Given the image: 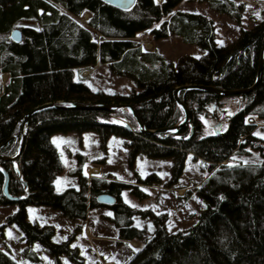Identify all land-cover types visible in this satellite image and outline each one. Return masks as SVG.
Returning <instances> with one entry per match:
<instances>
[{
	"label": "trees",
	"instance_id": "1",
	"mask_svg": "<svg viewBox=\"0 0 264 264\" xmlns=\"http://www.w3.org/2000/svg\"><path fill=\"white\" fill-rule=\"evenodd\" d=\"M179 1L134 0L119 7L105 0H0V153L17 152L24 114L47 102L132 104L146 128L155 130L142 131L133 114L121 109L59 106L30 115L20 156L0 158V203H20L9 220L18 223L26 249L36 257L32 244L40 241L55 255L67 252L84 262L78 245L53 239V224L28 218V203L48 204L69 219H83L89 208L103 205L98 195L109 192L116 197L109 206L120 238H146L125 264H264V138L255 133L257 123L264 121V63L256 87L236 94L243 103L228 115L226 128L205 133L203 119L210 114V105L222 106L226 96L182 89L179 95L190 109L189 119L177 130H158L184 115L175 97L177 86L200 83L232 89L255 82L264 18L242 28L229 43L219 44L214 20L201 12L173 10ZM206 1L237 21L246 7L245 0ZM16 28L21 31L19 40L11 35ZM143 31L154 38L179 34L207 53L184 54L174 63L158 49L145 48L137 38ZM98 59L113 72L132 77L140 88L110 92L77 77V70H88ZM126 122L131 128L124 126ZM71 130L79 134L96 130L103 145L113 134L124 135L130 160L144 155L171 157L175 179L189 155L200 160L208 175L194 188L205 203L198 219L170 230L165 213L141 210L123 199L121 190L128 182L88 177L81 166L76 170L79 185L57 190L54 180L63 170V160L51 135ZM248 145L259 148L262 160L233 163L235 154L249 152ZM7 175L10 191L21 195L19 200L3 194ZM132 191L141 193L137 184ZM138 212L152 216L154 231L149 236L134 223ZM0 264L19 263L0 248Z\"/></svg>",
	"mask_w": 264,
	"mask_h": 264
},
{
	"label": "rangeland",
	"instance_id": "2",
	"mask_svg": "<svg viewBox=\"0 0 264 264\" xmlns=\"http://www.w3.org/2000/svg\"><path fill=\"white\" fill-rule=\"evenodd\" d=\"M133 1L128 0V5ZM245 1L246 7L240 21L214 9L206 0H180L173 10L201 12L212 18L215 22L217 43L226 44L234 40L242 28H250L264 18V0ZM87 16L86 12L81 20ZM137 38L142 40L146 49H158L174 63H177L184 54L203 56L207 53L205 47L198 43L186 42L176 33L154 38L147 31H143ZM77 77L84 78L95 89L110 92L129 93L140 88L132 77L113 72L109 64L100 59L88 70H77ZM225 96L222 106L211 104L210 114L203 116L205 133L226 128L228 115L239 109L238 102L240 105L243 103L236 94ZM255 117L259 118L258 115ZM255 133L264 138V121L257 123ZM51 137L63 160V170L54 180L55 188L59 191L68 186L79 185L76 170L81 166V170L88 177L99 175L128 182L129 185L121 190L123 199L141 210L165 213L170 230L192 224L205 207L204 201L194 188L208 175V169L191 155L187 157L182 173L175 179L171 168V157L144 155L130 160L126 152L124 135H111L106 145L102 144L96 130H88L83 134L72 130L59 131L52 133ZM247 148L248 153L234 155L233 163L262 160L259 148L252 145H248ZM89 167L96 168V173L90 175ZM134 184H137L141 193L132 191ZM19 208V202L0 203V248L9 253L19 264H125L128 258L145 243V236L132 240L120 238L119 229L111 220L113 208L109 204L89 208L87 216L83 219H69L60 209L51 205L28 203V218L40 223L53 224L55 228L53 239L70 240L72 245H78L84 262L80 261L81 257L72 259L67 252L55 255L40 241L32 244L36 257L26 249L28 243L18 223L9 220V215ZM134 223L145 228L146 236L154 231L150 213H136Z\"/></svg>",
	"mask_w": 264,
	"mask_h": 264
},
{
	"label": "water",
	"instance_id": "3",
	"mask_svg": "<svg viewBox=\"0 0 264 264\" xmlns=\"http://www.w3.org/2000/svg\"><path fill=\"white\" fill-rule=\"evenodd\" d=\"M109 3H112L114 5H117L119 7H126L128 5V0H105ZM11 35L14 39L19 40L21 38V31L19 28L14 29L11 32ZM263 63H264V40H263V46H262V51H261V56H260V60H259V68H258V74H257V78L255 80V82L247 87H242V88H220L214 85H207V84H200V83H186V84H182L180 86H177L175 89V97L177 102L179 103V105L181 106L184 115L183 117L174 125L172 126H168V127H163V128H159V131H174L177 130L181 125H183L190 116V109L188 107V105L183 101V99L180 97L179 92L182 89H194V90H201V91H209V92H213L219 95H235V94H242L244 92H249L251 90H253L256 85L258 84L259 80H260V76H261V71H262V67H263ZM69 107V106H76V107H82V108H94V109H107V110H114V109H121V110H129L133 116L135 117L140 129L142 131H155L153 129H148L146 128L144 122L142 121V119L140 118L137 109L135 108L134 105L132 104H128V103H124V102H100V103H95V104H89V103H78V104H67V103H60V101L57 102H47V103H43L40 105H37L33 108H31L29 111H27L24 116L23 119L21 120V131L19 132L18 135H20V142H19V147L18 150L15 154L13 155H6V154H2L0 153V158L3 160H13L15 158H17L18 156H20L23 147L25 145V140H26V131H27V123L29 120V117L31 114L35 113L36 111H39L41 109H46V108H54V107ZM124 126L127 128H131L130 123L126 122L124 123ZM9 181H10V176L7 175L6 180L3 184V194L11 201H15V200H19L21 195L18 194H13L10 191L9 188ZM98 200L100 203L103 204H112L115 202L116 197L115 195H113L112 193L109 192H102L98 195Z\"/></svg>",
	"mask_w": 264,
	"mask_h": 264
},
{
	"label": "built area",
	"instance_id": "4",
	"mask_svg": "<svg viewBox=\"0 0 264 264\" xmlns=\"http://www.w3.org/2000/svg\"><path fill=\"white\" fill-rule=\"evenodd\" d=\"M96 168H88V173L90 174V175H93V174H95L96 173Z\"/></svg>",
	"mask_w": 264,
	"mask_h": 264
},
{
	"label": "crops",
	"instance_id": "5",
	"mask_svg": "<svg viewBox=\"0 0 264 264\" xmlns=\"http://www.w3.org/2000/svg\"><path fill=\"white\" fill-rule=\"evenodd\" d=\"M238 106H240L239 102H238Z\"/></svg>",
	"mask_w": 264,
	"mask_h": 264
},
{
	"label": "snow or ice",
	"instance_id": "6",
	"mask_svg": "<svg viewBox=\"0 0 264 264\" xmlns=\"http://www.w3.org/2000/svg\"><path fill=\"white\" fill-rule=\"evenodd\" d=\"M55 142V141H54Z\"/></svg>",
	"mask_w": 264,
	"mask_h": 264
}]
</instances>
